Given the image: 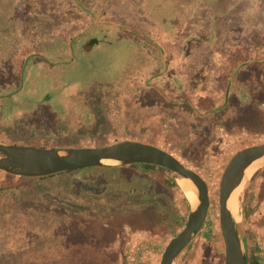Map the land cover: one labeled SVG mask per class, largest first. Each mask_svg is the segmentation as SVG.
<instances>
[{
  "label": "rangeland",
  "instance_id": "rangeland-1",
  "mask_svg": "<svg viewBox=\"0 0 264 264\" xmlns=\"http://www.w3.org/2000/svg\"><path fill=\"white\" fill-rule=\"evenodd\" d=\"M217 47L244 48L243 62L260 55L264 0H0V142L79 148L126 139L154 143L153 136L210 189L207 220L174 264H224L219 181L232 155L262 138L232 133L201 155L210 146L205 123L211 119L200 116L216 104L212 96L205 104L194 97L200 83L215 91L216 73L206 64L217 61ZM262 64L237 74L226 94L229 113L213 114L219 123L248 130L262 115L256 105ZM172 88L179 90L172 94ZM254 175L245 182L243 202ZM20 177L0 170V264H63L61 247L71 240L84 254L72 264H160L190 214L179 179L163 167H87L26 182ZM247 219L242 204L244 229ZM86 237L98 241L84 251ZM248 251L251 264H264L255 261L253 246Z\"/></svg>",
  "mask_w": 264,
  "mask_h": 264
},
{
  "label": "water",
  "instance_id": "water-1",
  "mask_svg": "<svg viewBox=\"0 0 264 264\" xmlns=\"http://www.w3.org/2000/svg\"><path fill=\"white\" fill-rule=\"evenodd\" d=\"M151 164L172 171L177 178L189 179L195 187L197 203L190 202L185 227L165 247L160 264H174L203 228L211 205L207 181L174 153L152 143L121 140L101 147L54 148L0 142V170L22 177H42L87 167ZM264 168V142L247 146L232 155L219 181V219L225 243L224 264H249L248 242L241 224L243 180ZM247 178V179H248ZM242 186L239 217L229 208L233 193Z\"/></svg>",
  "mask_w": 264,
  "mask_h": 264
},
{
  "label": "crops",
  "instance_id": "crops-1",
  "mask_svg": "<svg viewBox=\"0 0 264 264\" xmlns=\"http://www.w3.org/2000/svg\"><path fill=\"white\" fill-rule=\"evenodd\" d=\"M242 50H244V48L238 47L235 49L234 48L227 49V48H218L217 47V61L209 60V62L206 64L207 70H210L212 73H214V72L216 73V77H215L216 88H215L214 93L212 92L213 90H210V88H208L207 85H205V83H200V84H197V86H196V90H199V92H197L195 94L194 98H198L199 101L201 102L200 104H205L206 101L202 102V100H205V97H207V99L211 98V96H212L211 101L216 104V107L214 106V109H213L214 111L211 109H206V110L204 109V114L200 116V117H203L205 119H211V121H209L208 123H205L207 126V129H205V134H206V137L211 140L210 146L201 155H205L208 152L211 153L212 149L215 148V143H217L219 145V142L221 141V139L223 137H225V135H231L232 133H235V136H237V135L243 136L244 134H245V136L249 135L251 138H253L254 135L260 136V138L263 139V141L261 139L260 143L264 142V96H263L264 95V81L258 83V86L260 85L259 89H258V93H260L261 96H259V94H258V97L256 99V101L259 102V105L256 104L257 110L261 111L262 115L259 112L258 116H254L255 121L253 123V126L250 129L243 130L239 126L227 128V126H225L223 123L218 122L219 119H217V120L214 119V117H217V114L213 115L214 112H220V114L223 116L226 113H229V109L228 110L225 109V106L227 105L225 103L226 96H227L226 94L228 93V90L230 89L229 87H230L231 83L234 81V79L236 78L237 74L239 72H241L243 70V68L246 67V65H249V64H252L255 62L256 63H263L261 65V69L258 71V73L262 74V72H263V69H264V50L260 53V55L256 56L255 59H253L251 61H247V62H245V61L243 62L242 60H239V55H241L243 53ZM83 52H86V50H84ZM242 63H245V64L240 67V65ZM187 67H188V65L184 66L185 72H187ZM252 67L253 66H251V68ZM167 73L170 74L173 72H170V70H168ZM240 74H242V73H240ZM244 76L246 78L248 77L246 74H244ZM204 79H207L206 73L204 74ZM256 79L259 80V78H256ZM186 86H187V88H185V89L188 92L189 86L188 85H186ZM168 90H169V88H168ZM178 90H179L178 88H172L171 89L172 94H173V91H174V93L175 92L177 93ZM238 95H240V97L243 96V100H245V101H246V98L248 96V94L241 87L238 89ZM178 96H176L175 98H172L173 100H171V101L175 102L176 100H178L179 99ZM1 97H3V96H1ZM252 98H253V96H252ZM217 100H219V101L217 102ZM172 104H173V102H172ZM174 105L176 106L177 103ZM203 106H205V105H203ZM187 111L190 114L191 111L190 110H187ZM230 114H231V112H230ZM160 124L163 125L162 120H160ZM159 127H160V125H159ZM169 129H170V127L166 129L165 134L167 136L169 134V132H168ZM162 133L163 132L161 131V134ZM155 134H157V133H155ZM151 137H152V142H154L152 144L157 145L156 140H158V139H156V138L154 139L153 136H151ZM189 142H193L192 139H190ZM260 143H257V144H260ZM157 146H161L162 148L164 147L162 145H157ZM192 147L194 149H196V145H192ZM180 148H182V147H180ZM164 149H165V147H164ZM182 149H183L182 153L185 154V147ZM189 149H191V148H189ZM166 150L176 154L175 153L176 151H172L167 147H166ZM192 151H193V149H192ZM259 177H262V179H261L259 185H256L258 183V182H256V180H258ZM263 183H264V168L259 170L257 173H255V175L253 177V181L251 182V184L255 185L256 188L253 187L252 185L250 186V188L247 190V193L245 195L244 202H243V213L245 216L248 217V219H247L248 223L245 226V230H246V234H247V242H248V245H251L255 248V256H256L255 261L258 260L259 262H261V261L264 262V192L262 190V189H264ZM252 242H253V245L251 244Z\"/></svg>",
  "mask_w": 264,
  "mask_h": 264
},
{
  "label": "trees",
  "instance_id": "trees-1",
  "mask_svg": "<svg viewBox=\"0 0 264 264\" xmlns=\"http://www.w3.org/2000/svg\"><path fill=\"white\" fill-rule=\"evenodd\" d=\"M75 7V5H73L72 6V10H71V12H72V14L73 15H77L75 12H74V10H73V8ZM81 28V27H80ZM82 29V28H81ZM79 33H77L76 35H78ZM75 35V36H76ZM74 36V37H75ZM73 37V38H74ZM72 38V39H73ZM95 41H97V39L96 38H93V37H91L87 42L89 43H91V44H93ZM87 43V44H88ZM86 46V45H85ZM91 49V47H89L88 45L85 47V50H86V53L89 51ZM0 85H3V84H0ZM3 88H6V86H3ZM191 149H185V155L187 154V156H189L190 154H191V151H190ZM145 166H147V167H160V166H156V165H151V164H144ZM164 168V167H163ZM168 170V169H167ZM70 171H72V170H70ZM170 171V170H169ZM65 172H68V171H65ZM60 173H62V172H60ZM60 173H56V174H60ZM56 174H52V175H48V176H42V177H39V179H47V178H50V177H53V175H56ZM21 179H23V181H30V180H32L33 178L31 177V178H29V177H20ZM100 237V236H99ZM88 240L86 241V243H88V244H90V245H85V246H83V248H84V251L87 249V248H85V247H87L88 246V248L90 247V248H93V247H95L96 246V242L98 241V237L97 238H88V237H86ZM97 239V241H95ZM77 242V241H76ZM75 243V240H71V241H69V242H66V246L64 245V244H62V247H61V249H63L64 247H65V249H66V252L64 253V254H61V255H59V257H61L62 259H63V264H66V261H69V264H72V262H74V259H77L78 261H80V256L81 255H84V254H82V252L81 251H75L74 249H75V247H79V245L78 244H74ZM93 245H95V246H93ZM53 249H56V248H54V246L53 247H51L50 245H49V247H47V251L50 253V255H53V256H55L54 255V253H53ZM92 253H95V250H92ZM96 256H97V254H95L94 255V257L96 258ZM251 258V257H250ZM251 260V259H250ZM89 263H90V261H89ZM88 263V264H89Z\"/></svg>",
  "mask_w": 264,
  "mask_h": 264
},
{
  "label": "bare ground",
  "instance_id": "bare-ground-1",
  "mask_svg": "<svg viewBox=\"0 0 264 264\" xmlns=\"http://www.w3.org/2000/svg\"><path fill=\"white\" fill-rule=\"evenodd\" d=\"M252 173V171H249L248 176ZM248 176L243 180V185L246 182ZM179 179V184L186 193V197L192 202V203H197V195L195 193V187L191 183L189 179L185 178H178ZM242 186L238 188L235 193L231 196L229 200V208L232 211L234 217L238 219L239 217V205H240V195L242 192Z\"/></svg>",
  "mask_w": 264,
  "mask_h": 264
},
{
  "label": "flooded vegetation",
  "instance_id": "flooded-vegetation-1",
  "mask_svg": "<svg viewBox=\"0 0 264 264\" xmlns=\"http://www.w3.org/2000/svg\"><path fill=\"white\" fill-rule=\"evenodd\" d=\"M162 126V124H160ZM251 259V260H250ZM253 260V258L249 257V264H251V261Z\"/></svg>",
  "mask_w": 264,
  "mask_h": 264
}]
</instances>
